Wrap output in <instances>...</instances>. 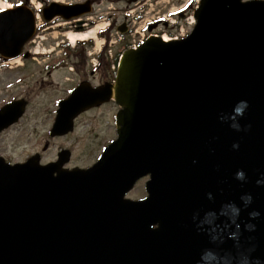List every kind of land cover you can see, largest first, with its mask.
<instances>
[{
    "label": "water",
    "instance_id": "1",
    "mask_svg": "<svg viewBox=\"0 0 264 264\" xmlns=\"http://www.w3.org/2000/svg\"><path fill=\"white\" fill-rule=\"evenodd\" d=\"M91 10L52 2L43 15ZM195 17L187 37L151 36L124 52L114 82H83L59 102L52 136L94 106H120L118 136L92 166L64 167L68 149L48 164L0 158V264H264V0H201ZM35 33L29 7L0 11L2 56ZM24 105L0 110V130ZM145 175L149 196L126 198Z\"/></svg>",
    "mask_w": 264,
    "mask_h": 264
},
{
    "label": "rangeland",
    "instance_id": "2",
    "mask_svg": "<svg viewBox=\"0 0 264 264\" xmlns=\"http://www.w3.org/2000/svg\"><path fill=\"white\" fill-rule=\"evenodd\" d=\"M12 1L19 2V0H0V9L3 4L12 3ZM33 1H35L34 4L37 6L49 4L46 0ZM68 1L76 2L80 0ZM96 1L93 12L90 15L94 19L92 20L94 24L89 25V29L86 26H82L81 31L77 30L81 26H77L78 24H75V22L72 23L63 20H53L50 23L45 22L46 20L40 11V16L37 18V25L39 26L37 28L38 34L24 48L25 52H29V56L25 58H36V61L32 59L33 63L28 62L25 69H21L19 72H17L18 69H12L3 72L5 73L3 75L2 72L0 73V98L5 96L9 99L17 94L28 96L31 104L27 117L32 116V119L37 117V123L32 121L28 128L17 126L0 135V151L7 152V155L12 160L25 159L29 154L38 152L42 155V163H46L56 160L58 152L61 149L67 148L71 150V159L66 166L88 167L98 159L104 146L117 136L114 114L118 107L113 102L80 117L76 122L74 130L68 134L55 136L54 138H51L49 135V131L56 117L58 101L66 97L70 90L83 77L90 79L95 84L112 80L111 65L108 66L110 71L109 76L104 75L105 71L101 72L103 67L97 73H93L92 71L96 69L95 63L97 60L94 57L96 56L95 51H98V45H100L106 34L114 33L115 35V30L109 31L106 34L103 33L102 36L99 33L96 38L92 39L91 46L83 48L82 50L80 49L75 54L72 53V49H74L77 42L71 43L68 35L70 32L78 33L93 30L96 24L103 25L114 22L116 17L121 21L124 11L128 7L127 0ZM174 1L149 0L148 6L152 7V9L155 8L157 12L163 13L179 4V2ZM22 4L26 3L24 2ZM140 5H142L141 2H138V5L131 4V6L136 7ZM36 11L38 12V10ZM101 12H104V14H99ZM153 15L154 13L150 17H153ZM93 37H95V33ZM127 38L129 37L127 36L125 40ZM135 38L138 40V37ZM64 44L71 49V54L64 52ZM124 44V41L120 42L113 51L108 49V54L103 53L102 57L108 60L105 62H110L111 64L116 51L122 49ZM57 59H67L69 67L65 70L54 71L52 74H49L43 69V63L54 62ZM81 59H84L86 63L81 65V62H83L80 61ZM15 66H17V63ZM68 69L70 72H68ZM21 75L23 76V82L16 80ZM9 83L15 86H10ZM46 143H49L47 149H45ZM134 194H138V192Z\"/></svg>",
    "mask_w": 264,
    "mask_h": 264
},
{
    "label": "flooded vegetation",
    "instance_id": "3",
    "mask_svg": "<svg viewBox=\"0 0 264 264\" xmlns=\"http://www.w3.org/2000/svg\"><path fill=\"white\" fill-rule=\"evenodd\" d=\"M7 1H10V0H7ZM96 0H92V2H95ZM140 2L144 3L145 7H146V0H139ZM18 1L15 2V4H17ZM19 2H26V3H31V0H19ZM100 14H104V12H101ZM117 22V19L114 20V25L115 23ZM72 24V23H71ZM113 25V26H114ZM124 27L128 28V23H126L124 25ZM69 28V27H68ZM33 60L36 61V58H32ZM31 58H20L19 62L16 61H12L11 59H8V58H4V57H0V73L2 72V75L5 74L3 72L5 71H8V70H12V69H18L17 72H19L21 69H25V67L27 66V63L28 62H31L33 63ZM61 59H57V61H54V62H50V63H43V69L45 71H47L49 74L53 73L54 71H60V70H65L69 67L68 65V62H67V59H64V60H61ZM80 61H83L81 62V65L82 64H85L86 61H84V59H81ZM105 61H108L107 59H104V58H101L99 59L98 62L95 63V67L96 69L93 70L92 72L93 73H97L100 69H103L101 70L102 71H105L104 72V75H110V71H109V67L111 65L112 67V79L114 78V74H115V70H116V63L114 62H105ZM17 63V66H15V64ZM9 64V65H8ZM22 66V67H21ZM14 67V68H13ZM19 67V68H18ZM46 68V69H45ZM48 68V69H47ZM98 68V69H97ZM68 72H70V70L68 69ZM1 75V77H2ZM16 80H20V82H23V76L21 75L18 79ZM90 79H87L86 77L83 79H81L80 82L78 83H81V82H84V81H89ZM91 81V80H90ZM110 81V80H109ZM92 82V81H91ZM107 82V81H105ZM77 83V84H78ZM94 83V82H93ZM95 84V83H94ZM100 84H103V83H100ZM100 84H96V85H100ZM10 86H15V85H11L9 83ZM9 87V86H8ZM5 88V87H4ZM26 93V92H25ZM0 94H1V91H0ZM24 94V93H23ZM15 100H23L25 101V105H24V111L23 113L14 121L12 122L9 126L3 128L2 130H0V135L6 133L7 131L13 129L14 127H17V126H23L25 128H28L30 125H31V122L34 121V123H37V117L36 118H33L32 119V116L30 117H27L28 115V112L30 110V104H31V101L29 100L28 96H25V95H22V94H17L16 96H13L9 99H7L5 96L1 97L0 98V110H2L4 108V106L7 104V103H11ZM110 102H113V101H110ZM110 102H107V103H104V104H101L100 106L98 107H95V108H92L91 110L89 111H86L84 113H82L78 119L80 117H82L83 115H85L86 113L92 111V110H97L98 108H101L105 105H107L108 103ZM114 103V102H113ZM116 105V104H115ZM76 119V122L77 120ZM53 125V124H52ZM50 135V133H49ZM51 136V135H50ZM51 138H54L51 136ZM49 146V143H46V146H45V149H47ZM35 154H40L38 152H35L34 154H29L25 159H21V160H12L10 156L7 155V152H3V151H0V158H3L6 162L8 163H20V162H25L26 160L29 159V157L35 155ZM41 156V159H42V155L40 154ZM54 161V160H53ZM51 162V161H50ZM47 163V162H46ZM150 180V175H145L143 177H141L133 186V188L127 193V197L131 200H134V201H137V200H142V199H145L146 197L149 196V193H148V190H147V182ZM135 192H138V194H134ZM133 193V194H132Z\"/></svg>",
    "mask_w": 264,
    "mask_h": 264
},
{
    "label": "clouds",
    "instance_id": "4",
    "mask_svg": "<svg viewBox=\"0 0 264 264\" xmlns=\"http://www.w3.org/2000/svg\"><path fill=\"white\" fill-rule=\"evenodd\" d=\"M248 108V102L247 101H239L238 104L234 107L233 112L235 113L236 116H243L244 112L247 110ZM231 127H233L236 131H241V126L239 125V123H235L233 125H231ZM251 125H247V128H250ZM247 130V129H244ZM234 148H238L239 144L235 143L233 145ZM236 178L239 180H244L245 179V173L243 170H239L236 173ZM258 184H264V179H259L257 181ZM209 197H211V193H209ZM251 195L247 194L246 198H245V203L246 204H250L251 203ZM230 208L232 210V213L234 216H236L237 218L239 217V213L241 211L240 207L238 205L232 204L230 205ZM251 215L256 216L259 215V213H252Z\"/></svg>",
    "mask_w": 264,
    "mask_h": 264
},
{
    "label": "bare ground",
    "instance_id": "5",
    "mask_svg": "<svg viewBox=\"0 0 264 264\" xmlns=\"http://www.w3.org/2000/svg\"><path fill=\"white\" fill-rule=\"evenodd\" d=\"M12 7L11 4H3L1 8H10ZM103 27V25H98L96 26L93 30L89 31V32H70L69 35V39L72 43H75L78 40H85L88 39L90 37L94 36V33L98 32L99 29H101ZM20 59H17V62H19ZM12 61H16L15 59H12Z\"/></svg>",
    "mask_w": 264,
    "mask_h": 264
},
{
    "label": "trees",
    "instance_id": "6",
    "mask_svg": "<svg viewBox=\"0 0 264 264\" xmlns=\"http://www.w3.org/2000/svg\"><path fill=\"white\" fill-rule=\"evenodd\" d=\"M82 50V48L79 46L75 51L78 52V50Z\"/></svg>",
    "mask_w": 264,
    "mask_h": 264
},
{
    "label": "snow or ice",
    "instance_id": "7",
    "mask_svg": "<svg viewBox=\"0 0 264 264\" xmlns=\"http://www.w3.org/2000/svg\"><path fill=\"white\" fill-rule=\"evenodd\" d=\"M192 2V0H189V3H191Z\"/></svg>",
    "mask_w": 264,
    "mask_h": 264
}]
</instances>
